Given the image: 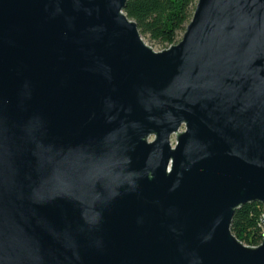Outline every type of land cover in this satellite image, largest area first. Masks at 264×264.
Listing matches in <instances>:
<instances>
[{"label": "water", "instance_id": "water-1", "mask_svg": "<svg viewBox=\"0 0 264 264\" xmlns=\"http://www.w3.org/2000/svg\"><path fill=\"white\" fill-rule=\"evenodd\" d=\"M125 2L0 0V264H264V0L158 52Z\"/></svg>", "mask_w": 264, "mask_h": 264}, {"label": "trees", "instance_id": "trees-1", "mask_svg": "<svg viewBox=\"0 0 264 264\" xmlns=\"http://www.w3.org/2000/svg\"><path fill=\"white\" fill-rule=\"evenodd\" d=\"M196 0H126L124 14L135 21L141 35L168 47L176 43L190 21ZM263 207L259 202L245 203L235 209L230 231L243 244L261 243L264 229Z\"/></svg>", "mask_w": 264, "mask_h": 264}, {"label": "rangeland", "instance_id": "rangeland-1", "mask_svg": "<svg viewBox=\"0 0 264 264\" xmlns=\"http://www.w3.org/2000/svg\"><path fill=\"white\" fill-rule=\"evenodd\" d=\"M182 35H183V32L177 33L176 43L181 39ZM141 36H142L143 41L156 52L162 51L163 49H166L169 47V46L165 47L164 45L155 43V42L151 41L147 36H144V35H141ZM171 143H172V145L174 144V137L171 138Z\"/></svg>", "mask_w": 264, "mask_h": 264}]
</instances>
